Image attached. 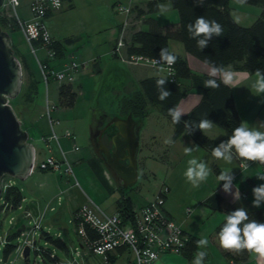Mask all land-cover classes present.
Instances as JSON below:
<instances>
[{"label": "rangeland", "instance_id": "obj_1", "mask_svg": "<svg viewBox=\"0 0 264 264\" xmlns=\"http://www.w3.org/2000/svg\"><path fill=\"white\" fill-rule=\"evenodd\" d=\"M68 1L70 2V0H63L61 7L54 10L50 17L45 18V25L50 31L55 30L56 35L60 37L62 35L72 37L73 43L65 47L63 56L65 61L74 59L77 62H84L83 66L75 71L74 79L70 81L76 92L72 106L63 107L57 101V87L67 80L50 79L45 87L21 31L18 28L6 29L11 39L13 53L18 58L26 60L31 78L36 82L34 101L27 104L22 95L25 85V71L22 68L20 89L8 102L18 117L21 127L26 131L28 141L34 146L36 160L49 154L59 159L61 157L56 141L51 140L48 147L41 137L50 129L45 115L47 96L49 104L55 106L50 113L54 119L58 120L53 124V128L58 134L59 144L65 151L72 173H65L62 164L56 170L34 168L24 179L9 177L5 174L3 180L9 177L13 185L19 189L23 200L21 208H14L0 216V237L10 235L7 241L12 245L19 242L20 238L16 234L13 235V232L21 223L31 226V222L21 218L20 214L24 206L34 204L39 212L42 231L60 238L66 250L44 238L38 239L37 244L53 249L60 261L69 264H129L130 255L126 250L113 253L114 258L107 262H103L99 255H93L84 249H79L80 254L76 255L75 250L78 249L76 247H79V244L73 219L74 211L85 202L92 200L108 212H113L111 210H114L122 195L128 196L132 208L138 210L145 202L151 200L159 189L166 187L163 203L166 202L176 211L175 222L180 223V227L185 231L199 229L209 242L207 247L213 251L208 235L213 232L214 218L211 210L204 204L207 180L199 187H193L187 182L184 176L188 167L187 161L196 157L185 155L183 147L179 146V140L173 141L174 138L170 134L172 124L160 106H148V117L142 120L140 135L138 134L137 179L131 187L123 192L119 189L108 192L83 160L91 154L86 137L89 108L95 100L97 103L100 99L99 102L102 104L105 100H110L111 88L107 87V83L115 81L110 76L112 72L108 68L105 69L108 57L105 46L107 47L110 41L107 34L111 31L109 23L111 19L113 21L120 15V20L124 18V12L116 9L118 3L129 6L143 0H71V6H68ZM19 11L26 13L24 7H20ZM240 17L244 18L242 14ZM169 46L175 51L183 49L182 42L174 38H169ZM41 52L38 50L37 54L41 55ZM115 58L122 63L126 72V69H129L131 73L138 75L150 71L148 65L128 64ZM112 109L110 108L109 111ZM64 129L71 131L72 139L62 134ZM76 149L84 154L82 160L75 159ZM54 211H58L60 218L66 222V232L60 225L50 223L49 215ZM11 215L18 217L12 224L8 223ZM38 234L39 232L36 236ZM0 258H4V264H52L49 260L45 262L39 260L32 248L24 259L16 253L14 248L4 255L1 242ZM0 264H2L1 261Z\"/></svg>", "mask_w": 264, "mask_h": 264}, {"label": "trees", "instance_id": "obj_2", "mask_svg": "<svg viewBox=\"0 0 264 264\" xmlns=\"http://www.w3.org/2000/svg\"><path fill=\"white\" fill-rule=\"evenodd\" d=\"M161 1L164 0H143L142 2L129 5V22L124 34L125 53L160 58L159 53L161 49L164 47L169 49L168 39L174 38L182 42L186 52L212 67L223 68L230 65L235 69L245 70L249 73H255L257 69L264 70V0H247L249 3L261 5L257 16L248 24L239 23L232 17L229 11V0H205L203 7L198 6L196 0H167L171 6L176 8L178 19L175 22L159 23L153 13L158 10L156 5ZM200 16L205 17L209 21L215 20L223 28V35L213 37L208 47L203 51L198 49L197 40L190 37L187 29V25L194 23L196 18ZM141 23L146 24V27H142ZM0 25L4 29L17 28L14 18L8 15L5 9L1 7ZM63 40L68 41V38ZM48 46L53 50L55 59L64 56V44L61 40L52 37ZM169 51L172 52L170 49ZM172 53L177 56V61L172 66L175 80H168L166 87L171 92V95L165 101L158 99L156 81L157 79L167 77L162 74H154L140 78L138 85H135V87L130 84V89L127 92H118L114 105L125 113L131 112L138 119L143 118L147 104L160 106L172 124V138H176L185 130L184 121L198 124L202 119H209L213 124L221 127V136L213 138L197 128L190 137L196 144L212 153V149L222 141H226L231 136L233 130L240 125V117L233 104L230 86L225 85L221 82L222 79L216 77L217 82L220 83V87L218 89L205 88L204 81L209 79L210 75L192 72L185 56L175 52ZM18 59L21 68L25 71L23 100L25 103L30 104L35 98L36 82L31 78L26 60L23 58ZM188 79L189 83L185 84L184 81ZM192 86L200 89V97L195 104L184 112L185 114L182 115L181 122L174 124L171 116L168 115V109L175 107L178 100ZM111 88H114V86H111ZM75 97L76 92L70 81L62 82L58 85L57 101L60 106H72ZM234 158L236 157L234 156ZM236 159L241 161L239 158ZM118 189L122 191L121 188ZM4 197L12 207H15L22 196L19 189L12 184L5 188ZM219 202V196L215 193L204 199V204L212 210L220 209ZM131 205L130 198L122 195L121 199L116 203V209L127 212L131 209ZM236 209L238 208L234 206L225 208L223 219L214 226V236L218 241V233L226 222V215ZM247 212L250 220L264 223V205L261 208L247 210ZM16 233L17 230L13 232V235ZM42 234L45 240L52 242L60 248H65V244L60 238L53 237L46 232ZM186 235L181 254L186 258L187 262H192L194 254L197 251L196 241L199 238L190 233ZM9 236H6V242L3 247L4 255L14 248V245L7 241ZM221 250L225 256L230 257L234 262H243L250 254L247 250L239 253L226 251L222 247ZM114 256V254H110L108 260H112ZM46 260L53 263L55 258L49 257L45 252L43 254V262Z\"/></svg>", "mask_w": 264, "mask_h": 264}, {"label": "built area", "instance_id": "obj_3", "mask_svg": "<svg viewBox=\"0 0 264 264\" xmlns=\"http://www.w3.org/2000/svg\"><path fill=\"white\" fill-rule=\"evenodd\" d=\"M62 2L63 0H60V7ZM0 7L5 9L6 13L14 18L17 28L24 37L28 51L34 57L45 87L50 79L72 81L75 77V71L82 67L84 62H77L74 59L65 61L63 57L59 59L54 58V52L48 46L52 37L45 25V18L58 9L53 5L52 0H2ZM20 7L25 8V14L19 11ZM116 9L124 12V18L119 22L117 35L111 47V54L128 64L142 63L155 67L157 70L163 69L162 73L168 80H175L173 67L169 68L166 64L160 65L154 63L156 60L159 61L160 58L125 53L124 34L129 22L130 6L118 3ZM38 50L42 51L41 55L37 54ZM54 108L55 106L49 104L46 96L45 115L50 129L48 133L42 134L41 137L48 147H50L51 140L56 141L61 158L58 159L49 154L37 161L34 157L31 171L34 168H51L56 170L63 164V171L65 173H72L71 165L65 157V151L59 144L58 134L53 128V124L58 121L50 114ZM62 134L65 137L73 138V134L69 129H64ZM74 148H76L75 145ZM4 175L0 177V216H3L14 208H21V201L23 200V197H21L15 207H12L5 200V188L12 185L13 182L9 178L10 175L3 180ZM165 192L166 187L159 189L157 194L151 200L145 202L138 210H134L131 207L127 212L118 209L108 212L92 200L76 208L73 214L79 244V247H76L78 249L75 250L76 255L80 254L79 249H84L93 255H99L103 262H107L110 254L122 249L129 253L130 264H154L155 260L163 253H181L183 249L181 245H184L187 235L180 225L166 213L163 207ZM20 217L31 222V226L21 223L23 228L20 230L16 229V235L20 238V241L14 245V250H16L18 255L27 244L29 252L32 248L34 254L41 261H43V254L46 252L49 257L55 258L52 264H69L60 261L53 249H48L45 246L37 244V232L43 233L38 211L35 214L31 207L24 206ZM16 218L18 217L11 215L8 218V223L12 224ZM177 240L180 243H177ZM0 242L4 247L6 236H1ZM3 260L4 258H0L2 264H4ZM187 264H191V262ZM229 264H241V262L230 260Z\"/></svg>", "mask_w": 264, "mask_h": 264}, {"label": "crops", "instance_id": "obj_4", "mask_svg": "<svg viewBox=\"0 0 264 264\" xmlns=\"http://www.w3.org/2000/svg\"><path fill=\"white\" fill-rule=\"evenodd\" d=\"M71 2V0H70ZM69 1L67 2V4ZM70 4V3H69ZM68 6H71L70 4ZM160 4H164L166 6L170 7V11L166 15H159L158 10L153 13L154 17L157 19L159 23H170V22H175L178 19V13L176 8L171 6V4L164 0L160 2ZM229 11L232 15V17L236 20L238 17L239 23L242 24H248L250 23L259 13L261 5L257 3H249L247 2L245 5L241 6L235 3V0H229ZM59 9V8H58ZM236 11V13H234ZM54 12V11H53ZM50 13L48 17L51 16ZM241 12V13H240ZM243 15V19L241 16ZM121 15L118 16L117 18L111 19V22L109 23V28L111 31L107 34V37L110 38L109 43L107 44V47L105 46V53L108 55L106 58V65L105 69L108 68L109 71L112 73L110 76L117 75L119 73V80H115L114 82H108L109 88L111 86H114V88H117L116 85H120L121 83L124 82L126 79L128 83L132 84L133 87L135 85H138V80L142 77L149 76V75H154V74H162L161 69H156L155 67L149 66V72L140 73L142 74H133L129 69H126L127 72L123 69L122 63L119 62L114 55L111 54V47L114 43L115 37L117 35V29L118 25L120 22ZM142 27H146V24L141 23ZM49 30V29H48ZM50 34L53 38L59 39L63 42L64 44V53H65V47L66 45H69L73 43V39L69 35H62L61 37L59 35H56V31L52 30L50 31ZM61 38L65 39L68 38V41H64ZM168 47L172 52L178 53L180 55L185 56L187 63L190 67V70L194 73L198 74H209L212 70V66L208 65L204 61L200 60L199 58L195 57L194 55L188 53L185 51L184 46L182 50H172L171 47L169 46V39H168ZM113 57V58H112ZM142 64V63H139ZM136 65V64H134ZM147 65V64H145ZM224 72H230L233 75V80L231 81L230 86L231 93H232V100L233 104L238 112V115L240 117V123L242 121H246L249 123V127H255L258 128L260 131H264V127H261V124H264V96H256L253 94L251 91V85L256 79L255 73H249L245 70H239L231 67L230 65L225 66L222 68ZM220 79H222V74L217 73V76ZM185 84L189 83V79L184 81ZM200 97V89L198 87H190L187 92L182 96L175 107H179V109L184 113L187 111L193 104H195ZM151 106L150 104H147L145 106V113L142 118V120L148 117L149 112L147 111V107ZM144 123V122H143ZM172 133V131H171ZM170 133V134H171ZM206 135L217 138L221 136L222 134V129L218 125H213L210 130L205 132ZM139 135H140V130H139ZM68 138V137H67ZM69 139V138H68ZM179 140V146H182L183 149L185 147H194L198 144H196L190 135L185 134V130L182 131L176 138L173 139V141L178 142ZM74 143V142H73ZM72 143V145H73ZM199 146L198 151H193L191 157H196L198 161H202L206 163L208 168L210 169V175L208 176L207 179V184H206V194L205 198L206 199L208 196L211 194L215 193L219 196L220 202V209L217 210H211L212 216L214 218L213 223L216 225L219 221H221L225 215V208L229 206H234L236 208H245L246 210H251L255 209L257 207L253 206V200H254V195L252 192V189L256 186H259L260 184H264V180H259L257 178L258 175H264V164H258V162H249V167L245 169L240 168L241 161H238L236 158H233L231 163H226L223 160H217L215 159L212 154L204 149L203 147ZM77 151V149L75 150ZM84 154L81 152L75 153V159H83ZM93 175L101 182L103 185L106 187L108 192H113L115 188L114 182L112 179L109 177V175L106 173L104 168L101 166V164L97 161V158L93 155H89L85 159H83ZM222 171H231L235 179L233 181V193L239 189L240 192V199L239 200H234L233 195L225 193L223 191V181L218 180V176ZM264 205V202H262L261 208ZM163 207L166 211V213L175 221L177 213L176 211L171 208L169 205L163 203ZM116 207H114L115 211ZM182 222L184 220H181ZM178 224V223H177ZM180 224V223H179ZM214 229V228H213ZM183 230V229H182ZM186 234H194L196 235L199 239L205 238L204 234L200 232L199 229L195 230H188L185 231L183 230ZM209 240L212 242L213 245V251L210 250V248H197V251H204L207 253V256L204 260V264H229V261L231 260L230 257L225 256L222 253L221 246L219 244V241L217 238L214 236V232H210L208 235ZM186 258L181 254L177 253H163L161 254L154 262V264H187ZM241 264H264V259L259 258L258 254L255 253H250L248 258L241 262Z\"/></svg>", "mask_w": 264, "mask_h": 264}, {"label": "clouds", "instance_id": "obj_5", "mask_svg": "<svg viewBox=\"0 0 264 264\" xmlns=\"http://www.w3.org/2000/svg\"><path fill=\"white\" fill-rule=\"evenodd\" d=\"M55 7H60V0H52ZM198 6L203 7L205 0H196ZM238 5H245L247 0H235ZM159 15H166L170 11V7L158 3L156 5ZM239 18H236L238 22ZM190 37L197 40V47L203 51L208 47L209 42L213 37H220L223 35L222 25L215 20L209 21L203 16L197 17L194 23L187 25ZM159 61L154 63L163 65L166 64L171 68L177 61V56L169 51L167 47L161 49L159 53ZM163 70V69H161ZM217 73L222 74L221 82L228 85L233 80V75L230 72H224L222 68L213 66L210 72V78L204 81V87L209 89H218L220 83L217 82ZM256 79L251 85V91L256 96H264V70L257 69L255 71ZM167 78H160L156 81L158 91V99L165 101L171 92L167 89ZM179 107H172L168 109V115L171 116L174 124L181 122L182 115H184ZM213 122L209 119H202L197 123L184 121L185 134L191 135L195 129L201 130L203 133L210 130ZM264 127V124H261ZM170 143L171 141H166ZM198 151L199 146L185 147V155L191 156L193 151ZM212 156L217 160H223L226 163H231L234 156L241 160L240 168L245 169L249 167V162H258L264 164V131L258 128L249 127V123L242 121L236 127L231 136L226 141H222L218 146L212 149ZM188 167L184 172L187 182L191 183L193 187H199L201 183L205 182L210 175V169L206 163L198 161L196 158L187 161ZM259 180H264V175H258ZM234 174L231 171H222L218 180L223 181V191L233 195L234 200H239V189L233 193ZM254 200L253 206L259 208L264 202V184H260L252 189ZM219 244L226 251H235L237 253L247 250L249 253L258 254L259 258L264 259V223L250 220L248 212L241 207L226 215V222L221 227L219 233ZM180 243L179 240L176 241ZM207 238H202L196 241L197 248H206L208 246ZM183 246V245H181ZM207 253L198 251L194 254L191 264H204Z\"/></svg>", "mask_w": 264, "mask_h": 264}, {"label": "water", "instance_id": "obj_6", "mask_svg": "<svg viewBox=\"0 0 264 264\" xmlns=\"http://www.w3.org/2000/svg\"><path fill=\"white\" fill-rule=\"evenodd\" d=\"M1 3L2 0H0ZM21 71V64L13 53L8 31L0 25V177L8 174L18 179L26 178L31 171L36 153L8 102L20 89ZM95 109L96 100L90 106L87 115L88 137L90 117ZM104 116L102 113V117ZM109 125L115 128V134L111 137L113 145L111 151L101 140V133ZM141 126L142 119L134 117L131 112L125 116L114 114L97 129L95 134V143L105 153L107 160L102 159L100 164L114 182L115 188H121L122 192L131 187L137 179L138 134ZM124 159H127L126 164L122 162ZM28 206L37 214L38 210L34 204ZM49 221L60 225L63 231H67V224L60 218L58 211L49 215ZM22 228L23 225L20 224L17 229ZM40 238H44L42 233L38 234V239ZM28 253L29 247L26 244L19 256L24 259Z\"/></svg>", "mask_w": 264, "mask_h": 264}, {"label": "flooded vegetation", "instance_id": "obj_7", "mask_svg": "<svg viewBox=\"0 0 264 264\" xmlns=\"http://www.w3.org/2000/svg\"><path fill=\"white\" fill-rule=\"evenodd\" d=\"M112 80H119V73H117V75H113L111 76ZM117 88H111V90L109 92H111L110 95V100H105V103L102 104L99 102L96 103V109L95 111H93L92 115H91V121L89 123V130H90V135L88 137V133L86 135L87 137V147L91 153V155L93 156H97V161L100 163L101 160H106V155L105 153L99 149L95 143V134L97 132V129L99 127L102 126V124H104L112 115L114 114H118L120 116H125L127 114V112H123L122 110L116 108V106L114 105V108L112 109V104L113 102L116 101L117 98V93L120 91H125L127 92L130 89V83H128V81L125 79L123 83H121L120 85H116ZM109 88V86H107ZM113 93V94H112ZM112 109L111 111H109V109ZM110 112V113H109ZM102 113H104V117H102ZM109 115H108V114ZM88 128V127H87ZM115 134V128L112 125H109L106 127V129L101 133V140L103 141V143L106 145V147L108 148L109 151L112 150L113 145L111 143V137ZM91 145V146H90ZM123 163H127V159L122 160Z\"/></svg>", "mask_w": 264, "mask_h": 264}]
</instances>
